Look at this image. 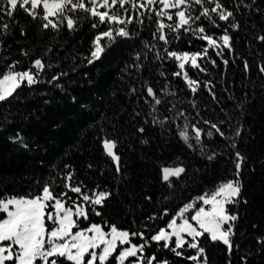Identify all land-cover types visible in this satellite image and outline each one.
<instances>
[{
  "label": "trees",
  "instance_id": "trees-1",
  "mask_svg": "<svg viewBox=\"0 0 264 264\" xmlns=\"http://www.w3.org/2000/svg\"><path fill=\"white\" fill-rule=\"evenodd\" d=\"M221 3L234 12L239 28H231V21L218 20L220 27L216 28L201 19L208 34L219 37L227 28L232 39L231 50L222 49L217 55L209 49L211 60L198 58L206 71L186 66L189 78L199 82L196 93L187 86L183 72L173 75L180 71L173 58L156 59L157 51L165 56L166 45L153 38L158 19L154 12L130 10L127 15L134 21L127 26L130 37H118L91 64L88 58L95 37L106 31L108 24L93 28V19L77 13L74 30L64 26L57 32L43 30L42 21L33 20L23 10L11 19L0 18V24L9 25L6 32L0 30V75L15 61L20 62L17 70L29 68L37 58L46 65L41 83L24 86L14 98L0 103V197L34 196L46 182L59 194L65 191L61 177L71 172L73 182L84 191L111 193L99 209L102 215L90 213L88 220L79 221V228L97 223L108 231L106 222L130 233L144 232L150 238L166 227L185 203L222 182L237 179L234 161L238 151L244 162L239 202L228 205L229 212L238 217L233 222L231 255L207 235L201 244L208 264H264V72L260 70L264 67V42L258 39L264 35V0ZM248 4L252 7H245ZM168 38L170 51L193 53L206 46V41L183 29L179 39L174 32H168ZM146 42L156 48L149 51ZM101 43L107 44V38ZM54 76L59 79L53 80ZM149 86L162 100L155 112L154 102L147 96ZM205 121L217 124L229 137L239 128L235 149ZM186 122L204 133H214L212 137L202 135L203 150L194 139L189 147L179 136ZM189 133L194 135L191 127ZM105 138L117 143L119 173L104 152ZM211 153L216 155L209 160ZM163 166H182L186 171L179 179L171 178L174 186L169 187L162 180ZM69 196L71 205L77 197L74 193ZM153 216L157 219L150 220ZM132 242L142 243L139 237ZM180 251L184 256L193 254L191 249ZM153 254L169 264H192L169 250L158 249L155 242L144 253Z\"/></svg>",
  "mask_w": 264,
  "mask_h": 264
},
{
  "label": "snow or ice",
  "instance_id": "snow-or-ice-1",
  "mask_svg": "<svg viewBox=\"0 0 264 264\" xmlns=\"http://www.w3.org/2000/svg\"><path fill=\"white\" fill-rule=\"evenodd\" d=\"M157 3L162 7L159 9L152 7ZM252 3L255 4L256 0H252ZM126 5H130V8ZM245 7L251 8L252 5L248 4ZM41 8L42 11H38ZM138 8L154 12L158 18L153 38L163 42L166 47L163 48L165 56L162 57L157 51L156 59L173 58L180 69L173 75L180 76L183 72L184 80L192 93H196L199 82L189 78L186 65L204 72L206 69L198 63V58L207 57L211 60L209 49L216 50L217 55H221L222 49L231 50L232 38L227 28L223 30L222 35L214 37L208 34L205 26L200 23L201 19L203 18L216 28L220 27L217 20L225 23L231 21L229 24L231 28L234 30L239 28L238 23L235 22L234 12L227 9L221 0H0V18L7 16L11 19L16 11L23 10L33 20L42 21L43 30L51 29L57 32L64 26L69 31L74 30L79 19L77 13H83L85 18L93 19V28L108 24V29L95 37L93 50L88 58V63L91 64L94 60H99L106 47L115 42L118 37H130L131 33L127 26L134 21L127 14L130 10ZM170 9L175 11L171 12ZM139 16L143 17L144 12H139ZM164 17L171 23H164ZM139 23L142 24L143 20H139ZM8 27L7 23L0 24L2 32H6ZM165 29L176 33V39H179L183 29L185 33L192 34L196 39L206 41V46L202 51L193 53L170 51L167 45L171 41ZM22 34H24L23 31ZM102 38H107V44L101 43ZM258 39L264 42V35L259 36ZM145 48L152 51L156 45L146 42ZM21 54L28 55L27 51H22ZM140 58L138 53L136 59ZM211 62L215 65L214 60ZM19 63L15 61L8 65L7 71L0 75V103L14 98L22 87H32L42 82L41 73L46 65L41 58L32 61L31 66L25 70H17ZM224 63L227 64L228 61L224 60ZM247 67L245 63V68ZM260 70L264 72V67ZM52 79L57 80L59 77L54 76ZM146 91L147 96L154 102L153 111L155 112V106L160 105L162 100L152 87H147ZM167 94L175 95L172 92ZM205 123L210 124V127L215 129L222 138L230 141L229 146L235 149V138L241 134L239 128L234 130V136L229 137L217 124L210 121ZM190 127L194 135H190ZM140 131L143 132V129L141 128ZM204 134L208 137L214 135L212 131L204 133L203 129L195 125L190 126L187 122L179 130V136L189 147H193L189 141L194 139L201 150L204 147L202 141ZM102 147L105 154L116 163V171L119 173L120 156L115 151L116 141L105 138L102 141ZM215 155L216 153H211L208 159H214ZM243 162L244 157L237 151L234 161L237 179L222 182L213 191L185 203L167 222L166 227L156 230L150 238L146 237L144 232L130 233L127 230L118 229L115 225H107L106 222L108 231L97 223L79 228V221L88 220L90 213L96 216L102 215L99 209L105 206L111 193L98 189L84 191L82 185L73 182L71 172L61 177L65 191L59 194L55 193L51 183L46 182L41 191L34 196L0 197V214H4V218H0V264H38V262L39 264H109L110 258L113 257L116 264H126V262L127 264H169L167 260L158 261L155 254L144 255L145 249L151 247L153 242L157 244L158 249L169 250L177 257L191 261L192 264H208L206 249L201 244V238L205 235L212 243L223 244L231 255L233 222L238 217L232 215L227 206L239 202L242 188L239 177ZM185 171L182 166H163L162 180L169 187H173L171 178L179 179ZM69 193H74L77 197L72 200L71 205L68 204V200L72 199ZM189 213L192 214L189 216ZM167 214L165 210L164 215ZM149 219L155 220L157 217L153 216ZM74 229L77 230L73 231ZM135 237H139L142 243H133L132 240ZM118 246L126 247H121L117 254ZM187 249L193 250V254L184 256V251L180 250Z\"/></svg>",
  "mask_w": 264,
  "mask_h": 264
},
{
  "label": "rangeland",
  "instance_id": "rangeland-1",
  "mask_svg": "<svg viewBox=\"0 0 264 264\" xmlns=\"http://www.w3.org/2000/svg\"><path fill=\"white\" fill-rule=\"evenodd\" d=\"M126 7L128 8L129 5H126ZM152 7H155V8H157V9H159V8L162 7V6H161L159 3H157V4L153 5ZM101 10H103V9H101ZM169 11L174 12L175 9H170ZM164 19H166V21H167L166 24H167V23H171V21H168L166 17H164ZM174 19H175V17H174ZM102 39H104V38H102ZM186 66H187V65H186ZM197 206H199V205H197ZM227 207H228V206H227ZM191 214H192V213H189L188 215L190 216ZM0 218H4V214H0ZM178 223H179V221H178ZM193 223H194V222H193ZM76 230H77V229H74L73 231H76ZM121 247H126V246H118L117 254H118V252H119V250H120ZM97 251H98V250H97ZM86 259H87V257H86ZM130 259H132V258H130ZM112 261L115 262L114 257H113V258H110L109 264H110ZM115 264H116V262H115ZM126 264H127V262H126Z\"/></svg>",
  "mask_w": 264,
  "mask_h": 264
}]
</instances>
